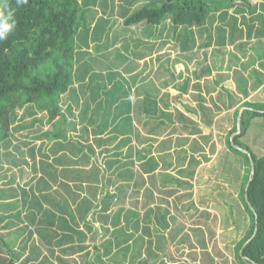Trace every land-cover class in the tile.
<instances>
[{
	"label": "trees",
	"instance_id": "trees-1",
	"mask_svg": "<svg viewBox=\"0 0 264 264\" xmlns=\"http://www.w3.org/2000/svg\"><path fill=\"white\" fill-rule=\"evenodd\" d=\"M97 3L98 0H27L25 4H17L16 0H0V11H4L5 15L8 12L12 13L7 23L13 25L6 38L0 40V160L3 158L8 164L4 168L0 163V178H7L0 186V264H55L53 259L60 264H77L75 260L68 261L59 254L68 249L85 250L82 264H126V262L127 264H176L178 262V258L167 257L165 242L178 234L181 227L171 225L176 217L170 214L167 207L161 206L160 203L151 205L156 190H159L157 185L159 180L156 179L155 172L165 165L163 161V165L160 166L159 159L164 160V154L158 152L154 155L152 148L146 152L131 143L133 139L138 141L140 138L139 133L135 134L136 129H133L131 106L125 104L127 101L121 100L115 106L113 115L121 118L114 125L112 134L106 138L96 135L94 139L95 144L103 145L99 153L104 157L105 168L120 180L113 190L108 186L114 184L115 179L100 171L97 164L93 162L89 169L82 166L91 162L90 158L95 155L93 144L89 145L86 142L88 137L85 134L76 137L68 135L69 127L76 128V123L71 121L75 117L68 115H75L74 107L78 108L76 104L69 102L73 99L78 103L75 97L77 91L74 89L77 78L81 79L88 71V75H91L92 80L94 79L95 86L103 89L106 103L113 99L115 93L122 92L128 82L120 69L115 71V76L110 70L106 74H99L91 69L87 61L88 58L94 60V57L81 50L78 45L79 41H83L88 47L90 40L100 41L108 37L104 33L107 24L102 18L98 20L99 24L96 26L94 24L95 28H89V18L92 17ZM108 3H106L108 7L113 9L112 0ZM4 4L8 5L6 10L3 8ZM128 5L134 6L129 13L127 8L123 13L126 15L122 21L125 28L136 25L133 31L131 30L133 34L132 32L141 30L143 26L146 37V39L138 37L134 39L135 41L131 40V46L134 49L143 46L148 51L155 47V41L165 39L164 31L168 32L172 40L176 38L178 31H183L181 47L186 49L193 39L194 27L204 29L208 35L213 28L216 36L212 37L215 38L218 46H225L226 40L233 43L238 38L239 32L243 34V28L239 26V15L230 13V10L240 14L243 12L242 20L247 19L248 35L253 28L256 14H258L256 17L264 20V0H129ZM257 6L260 7L261 13H255ZM263 31L259 29L261 34ZM118 34L116 32L110 36L117 39ZM100 44L102 43L95 46L96 50L104 47ZM244 46L243 44L240 46L242 52L246 50ZM130 48V45H127L126 51L134 54L136 58H141L145 54L143 50L136 52L133 50L131 53ZM187 58L192 59L191 56ZM117 60L126 61L128 58L124 53H119L112 63L119 65V62L116 63ZM235 60L239 62L238 57H235ZM78 61L81 63L79 66H77ZM251 61L254 62L255 58L252 57ZM171 65L172 63L167 64L163 69L175 79L170 71ZM213 67H221L219 57L212 62V65L206 64L200 67L198 73H194V77L210 75ZM230 68L229 65L228 69ZM253 73L258 85L262 84L263 80L259 78L263 74L255 69ZM97 76H102L104 82H99ZM220 79L221 77L218 76L216 82L219 83ZM236 79L239 83L238 88L246 92V79L239 74L236 75ZM189 82L190 78L187 75L178 86L182 91H186ZM196 86L200 87L199 82H196ZM225 92L228 97L231 96L229 91L225 90ZM66 96L68 104L64 106L61 100ZM197 98H199L197 106L203 118L208 120L205 124L212 125V121L204 111L202 95L198 94ZM164 106L165 109L160 111L151 100L142 105V114L143 112L154 115L159 113L156 116L165 117L169 122L171 117H181L182 120L188 121H183L184 125L182 124L183 129L188 128L187 133L193 134L198 131L195 126L190 127L193 122L182 111L177 108L172 111L169 110L170 105ZM231 106L232 104L229 103L226 109ZM242 106L245 109L241 114L240 131L231 137L237 129L239 106L233 111L234 122L226 137L228 149L237 154L242 162L239 196L249 216L248 228L237 244L235 256L239 264H264V154L258 155L250 145L242 141L248 133L251 120L256 117L264 118V102L244 101ZM26 107L30 109L33 117L39 113L38 119L50 125L42 135L54 141L50 147V151L54 153L51 163L48 161L49 151L46 147L38 148L40 157H35L32 148L29 151L30 159L20 160L16 158L14 150H17V147L11 148L19 143L14 140L15 122L13 123L14 117H11V114L16 108ZM215 107L222 108L220 105ZM184 109L189 112L195 110L189 105H184ZM88 123L93 125V118H90ZM100 123H98L99 127H101ZM19 124L16 126L21 128ZM146 124L150 123L146 122ZM88 125L82 127V132L88 131ZM163 125H165L163 121H158L156 131L154 128L149 129L152 134H159L158 132L161 131L159 127ZM119 134H122V137H119ZM151 140L156 138L152 137ZM233 144L248 151L254 162L253 174L250 173L248 153L239 150ZM169 148H165V143L161 142L156 151L163 152ZM183 152L185 154L179 159L184 162L187 153L185 149ZM188 156V169L186 166L180 167V172L184 175L188 173L192 175L194 163L200 164L202 161L193 157L195 156L193 152ZM204 159L206 156H203ZM137 163L140 169H134ZM38 171L41 173L36 178ZM7 172H9L8 176H6ZM90 179L95 185L84 183ZM165 179L171 181L172 178ZM50 180L58 183L60 188H52ZM66 180L72 182L66 183ZM172 181L176 186L186 184L179 179L173 178ZM25 184L30 185L25 186ZM85 187L90 194L79 196ZM62 190L66 195L61 192ZM166 193L171 194L170 191ZM139 194L145 197L142 202L145 210L141 217L136 211V201L130 205L125 204L128 197L135 198ZM43 200L52 208L45 207ZM72 204L74 205L71 208ZM113 204L116 206L115 209L112 208ZM57 212L60 214L57 215ZM79 222H82L92 235L78 230ZM95 222L99 225V230L96 228L93 230ZM56 224L57 228L54 227ZM4 230L5 232H2ZM190 230H193L196 242L201 245L204 254L201 260L205 259L206 262L204 260L203 262L206 264H217L206 249V238L202 231L197 228ZM99 235L110 236L99 244L93 243L92 251H89L87 249L89 244L83 241L86 238L94 240ZM189 239V235H182L178 244L188 243L191 241ZM76 240L77 242L74 243ZM162 257L166 259L163 260ZM190 257L196 264H201L192 254Z\"/></svg>",
	"mask_w": 264,
	"mask_h": 264
},
{
	"label": "rangeland",
	"instance_id": "rangeland-1",
	"mask_svg": "<svg viewBox=\"0 0 264 264\" xmlns=\"http://www.w3.org/2000/svg\"><path fill=\"white\" fill-rule=\"evenodd\" d=\"M108 1L109 0H106L104 4V0H102V2L101 0H98L97 6L93 9L92 17L89 18L90 29L95 28L94 24L95 26L99 24V19H104V22L107 24L104 31L105 36L108 35L107 39L105 38L101 39L100 41H90L88 47L84 44L85 42H78L81 50L90 53L91 56L94 57V60L88 58L87 61L91 69H94L99 74H106L110 70L114 73L113 76H115L116 66H114L112 61L116 59V54L127 52L126 46L130 45L131 48L129 49V52L133 53V50L135 52L143 50L146 54L144 56L150 57L147 59V61H145V57L136 58L134 55L131 57V54L128 53L130 62L126 63L131 66V70L135 69L137 59L139 60V65H137V67L147 69L149 74L152 75L153 71L159 68V62V64L162 66L160 67L161 73L159 78L170 81L171 77L169 72L163 71V68L167 64L172 63L170 71L175 76L174 83H181V78L184 79V77L187 75H189L190 78L188 86L190 88L188 91L189 97H185L184 100L186 101V99H188L190 101L189 105H192L193 108L197 110L195 113H187L189 116H186V114L185 116L193 118L192 122H195L199 125L198 131L194 133L195 136L185 137L182 135V133L187 134L186 129L188 128L180 130V132L182 131V133H180L182 137L187 138L186 141L188 144L184 145L181 149L177 148V153L174 152L166 154L167 162L171 161V164H175V168L166 167L164 165L161 167V169H158V171L155 172L156 179L159 180L157 183V185H159V190H156L158 200L151 202V205L160 203L161 206L167 207L171 212L170 214H174L176 217V220L171 225H178L181 227V231L178 234H175L174 237L169 238L165 242V252L167 253V257L178 258V262H176V264H196L190 257L192 254L195 256V259L199 261V263L206 264L205 259H203L205 262L201 260V257L204 255L201 251V245L196 242L193 230H190L197 228L199 231H202L204 238H206V249L209 251V253H211L213 260L217 264H239L235 256L236 247L239 240L242 239L246 229L248 228L249 216L243 208L239 196L242 162L237 154L232 153L228 149L226 137L234 122V108L239 106V109L244 108V106L241 107V104L244 101L264 102V55L261 47L259 46L264 45V40H261V37H258L256 40H246V42L242 41L241 44L244 43L246 46V50L243 53L237 47V43L240 42L241 39L240 41L233 43H229L226 40L225 46H218L215 42V38L212 37L216 36V32L213 30V28H211L208 35L204 29L194 27L192 28L193 39L190 41V44L186 49L181 47V43L184 38L183 31H178L176 33V38L173 40L168 35V32L164 31L165 39L161 41H155V47L149 51L143 48V46H139L138 48L134 49L131 46V40L135 41L134 39L138 37L141 39H146L144 36L145 30L142 28L143 26L141 27V30L135 33L132 32L133 34H131V30L133 31L136 25L125 28L122 22L126 16L123 14L126 11V8L129 9V13L134 5H128L129 0H112L113 9H110L108 7V4H110ZM104 5L107 6L105 7ZM231 12L236 13L237 16L239 15V12L230 10V13ZM246 20L247 19H245V21ZM260 25L262 24L260 23ZM116 32L119 33L117 35L118 38L113 39V36L110 35L113 33L115 34ZM208 41H210L209 44L207 43ZM98 43H102L100 45H104V47L96 50L95 46ZM254 44L258 45L257 51H254V49H249L252 48L251 46H254ZM260 51L262 54H260ZM188 56H191L192 59L189 60L187 58ZM217 57L221 59V67H213L212 70L214 73L212 76L203 75L201 78L194 77V73H198L200 67H203L206 64L212 65V62L216 60ZM235 57H239L240 61L237 62ZM252 57L255 58L254 62L251 61ZM79 65H81V63L78 61L77 66ZM229 65L231 67L230 69H228ZM117 68L119 69L118 66ZM124 68L122 69L121 67V70L124 71ZM254 69L263 74V76L259 78V80H263V83L260 85H258L256 76L253 73ZM131 70H126L124 74L127 75V73H130ZM179 71L181 72V75H179ZM85 73L86 74L82 76V80L76 79V84L79 85L78 89L81 93H83L84 88L90 78L88 76L89 72L86 71ZM237 74L240 76L242 75V77L246 79V92H243L238 88L239 83L236 79ZM218 76L221 78L223 77L222 81H226L225 85L227 88L229 87L226 89V91H229L231 94L228 103L225 100V91L219 89L217 86L213 87V80L215 81ZM154 78H156V76ZM98 79L99 81L104 82L102 76H99ZM196 80H198L197 82H199V85H201L200 93L204 97V111L210 119L213 118L212 125H206L203 123L202 119L204 116L201 113L199 114L200 109L195 104L196 100L193 96H195L197 93V90L194 87V82L196 83ZM205 85L209 86L208 92H205V89H203V86ZM129 89L132 88L124 86L122 91L127 93ZM102 92L103 89L100 88L99 94ZM82 98H84V95ZM188 100L187 103H189ZM229 103L232 104V106L229 109H226V105ZM176 104L178 106L175 108L183 111L184 107L179 106L178 103ZM215 105H220L222 108L218 109L215 107ZM172 111H175V109ZM37 114L39 115V113ZM11 117H14L13 123L15 122V126L19 123V125H21V128L13 126V133L16 135L14 140L19 141V143L14 145L12 144L14 147H17V150L14 149L17 155L16 158L19 160L22 158L30 159L29 151L32 148H34V152L36 153H34L35 157H40L38 148L46 147L45 141L47 138L42 134L40 136L30 137V134L43 130L45 123H35V118L33 115H31L30 109L27 107L21 110L20 108H16L15 111L12 112ZM196 117H200V120H198ZM71 129L72 128L69 127V130ZM71 134L74 136V133ZM36 137H38V140L43 141H41L42 144H40V146H38L39 142L36 143ZM70 137H72V135H70ZM87 137L88 139L86 141L89 145H92L93 141H91L92 137H90L89 133ZM83 140H85V138H83ZM242 141L250 145L253 148V151H255L258 155L264 154V118L256 117L251 120V126L248 129V133L242 138ZM46 143L48 146L51 145V142L49 141ZM134 144L137 145L136 143ZM93 146L95 148V155H92L90 158L91 162L89 161L83 165L79 163L74 164L82 165L89 169L94 162L97 164L100 171H103V173L106 175H111L112 178L115 179V183L108 186L109 189L113 190L120 180L115 177L114 174L110 172V170L105 168L104 157L99 153L100 149H102V145L100 146L93 144ZM186 147L192 150L193 154L195 155L193 157L202 160L201 164L194 163V173L192 175L191 173L184 175L180 172L181 168H176V166L180 167L181 164L184 165L185 163L179 158L183 155V149H186ZM2 150L4 151L5 149ZM86 152L88 151L86 150ZM48 154V161L51 163L53 162L54 153L49 151ZM203 156H206V159L203 160ZM0 163L3 164L4 168L8 166V164H6V160L3 158L0 160ZM186 167L188 169V166ZM134 169H140V165L138 163L135 164ZM40 173L41 172L38 171L35 177L37 178ZM8 174L9 172L6 173V176H8ZM31 176H33V174ZM166 177L183 180L186 184L176 186L172 179L171 181L170 179L168 181L165 179ZM6 179V177L0 178V186L5 183ZM162 180H164V182ZM65 182L69 183L72 181L66 180ZM50 183L52 188H60L58 183H55L51 180ZM84 183H93L95 185L94 181L91 179L89 181L86 180ZM29 185L30 184H25V186ZM166 191H170L171 194H167ZM48 192L50 193L51 191ZM61 192L66 195L63 190ZM87 194H90V191L87 189V187H85L79 196L82 197ZM143 199L144 198L142 194H139L135 198L128 197L125 204L130 205L136 201V211L141 217L143 211L145 210V208L142 207ZM43 204L45 207L52 208V206L44 200ZM73 205L74 204L71 205V208ZM114 205L115 204L112 206L113 209L116 208ZM59 214L60 213L57 212V215ZM54 227L57 228V224ZM98 227L99 225L95 222L93 230L95 228L99 230ZM78 230L85 231L88 235H92L82 222H79ZM2 232H5V230ZM185 234L189 235V240L191 241H188V243L193 244V247H191L186 242H184V244H178L180 236ZM109 236L110 235L101 237L99 235L94 240L86 238L83 243L89 244L87 249L92 251L93 243L99 244ZM76 242L77 240L74 243ZM56 252H58V249ZM59 254L68 261L73 259L77 262V264H82L85 250L68 249L67 251L60 252ZM162 259L164 260L166 257H162ZM53 261L55 264H60L54 259Z\"/></svg>",
	"mask_w": 264,
	"mask_h": 264
},
{
	"label": "crops",
	"instance_id": "crops-1",
	"mask_svg": "<svg viewBox=\"0 0 264 264\" xmlns=\"http://www.w3.org/2000/svg\"><path fill=\"white\" fill-rule=\"evenodd\" d=\"M260 11H261L260 7L257 6V9H255V13L256 12L258 13ZM241 13L243 14V12H241ZM255 13H253V14H255ZM242 14L239 13V18H240L239 19V22H240L239 26L243 28V30H242L243 34H242V32H239V34H238L239 36L235 40V42H237V41H240V39H241V41L237 43L238 49H240V46L242 44L245 45L244 43L241 44L242 41L246 42V40L247 41H250L253 39L256 40L258 37H261V40H264V31L262 32V34L259 32V29L264 30L263 29L264 28V20L263 19L261 20L258 17H256L258 15V14H256L255 18L253 19V21H254L253 28L251 30L250 35H248L249 29H248V26L246 24L247 22L242 20ZM260 23L262 25H260ZM227 28L229 29V27H227ZM242 38H244V39H242ZM259 46L261 47L263 55H264V45H259ZM244 47H246V46H244ZM251 47L252 48H249V49H254V51H257L258 45L254 44V46H251ZM262 52L260 51V54H262ZM118 54H116V56ZM124 55L126 56V58H128V60H126V61L117 60L116 63L119 62V65H114V66H116L115 70H119V69L121 70V67L123 69L125 66V70L124 71L121 70V72H123V75L127 78V81H128L127 84H125V86L131 87L132 89H129L127 93H125L124 91L115 93L113 95V99L110 101H107V103H106L104 101L105 100L104 94L103 93L99 94V88H97L95 86L94 79L92 80L91 75H88L90 78L88 80L87 85L84 88L83 93H81L79 91V89H78L79 85H77L76 81H75L74 89L77 91L76 94H77L78 98H77V96H75V97H76V100H78V103H75V100H73V99H71V101H69V102L72 103L73 105L76 104L78 108L76 109L74 107L73 111H74L75 115H72V116L68 115V117H75L71 121L76 123V128L69 130L68 135L69 136L72 135V137H73V134H71V133H74V136H81L83 134H85L87 136L89 133L90 137H92L91 141H93V144H95L94 139L97 137L96 135H100V137H103V138H106L107 136L111 135L113 132L112 130H113L114 125L120 119L119 117H114V115H113L114 110H115V106L121 100L122 101L126 100L127 102L125 104H127L128 106H131L130 115H131L132 121H133V129H136L135 134L137 135V133H139V138H140V140H138V141H136V139H133L131 143H136L137 144L136 146L138 148L146 150V152L149 148H152L154 155H157L158 152L161 154H164L163 155L164 160H162V158H159L161 160L160 166L165 164L166 167L175 168V164L173 165V163H172L170 165L169 162H171V161L167 162L166 154L174 153V152H176L177 148L181 149L184 145L188 144V142L186 141L187 138L182 137V135H184L185 137L195 136L194 133L191 135L189 133L184 134V133H182V131L180 132V130L183 129L182 124L184 122H186L187 120L186 119L182 120L181 117H171V122H169L165 117L156 116V115H159V113L154 115V114H148V113L143 112V114H142L141 107H142V105L149 103L151 100L154 101L155 105H157L159 107L160 111H161V109H165L164 105H170L171 110H174L175 107L178 106L176 103H178L179 106L184 107V105L190 104V101L188 99H186V101L184 100L185 97H189L188 91L190 90V88L188 87L186 91H182V89L178 86V84H180V83H174V79L171 78V80L168 81V80H164L163 78H159V75L161 73V71H160L161 65L159 64V62H158L159 68L155 69L153 71L152 75L149 74V71L147 69L137 67V65H139V60H137L136 58H135L136 59L135 69L131 70V66L128 65V63H126V62H130L128 52L126 54L124 53ZM133 55L134 54H131V57ZM144 55H146V54H144ZM144 55L142 57H145L144 60L147 61V59L150 57L144 56ZM117 66L119 67V69L117 68ZM126 70H129V71L131 70V72L127 73V75H125L124 72H126ZM163 71H165V70L163 69ZM180 73L181 72L179 71V75H181ZM213 73L214 72L212 70V73L210 75L212 76ZM154 75L156 76V78H154L155 77ZM222 78L219 80V83H217L216 80L215 81L213 80V84H214L213 87L217 86L219 89L225 91L229 87L228 88L226 87V85H225L226 81H222ZM78 80H82V78L78 79ZM181 80H183V79L181 78ZM194 84H195L194 87L196 88L197 93L193 97L196 100L195 104L197 106L198 100H199V98H197V95L201 94L200 93L201 85L198 88L196 86L195 82H194ZM111 85H109V86H111ZM82 88H83V86H82ZM203 89H205V92L206 91L208 92L209 86L205 85V86H203ZM224 93H226V92H224ZM83 95H84V98H82ZM64 97H62L61 102H62V104L64 103V106H66L68 104V102H67L68 97L67 96H66V98H64ZM202 98H203V102H204V97L202 96ZM163 100H165V102ZM187 100L189 103H187ZM225 100L228 103L229 97L227 95L225 97ZM189 106L193 107L192 105H189ZM196 110L197 109H195L193 112H189V111H186L185 109H183L182 112L184 114H186V116H189L187 113H195ZM200 113H201V111H199V114ZM67 114L68 113H66V115ZM39 116L40 115L37 114V116L34 117L35 123L36 122H42L40 119H38ZM90 118H93V125H88ZM196 118H198V120H200V117H196ZM189 119L192 120L193 118L189 117ZM212 119H210V120L212 121ZM158 121H163L165 125L159 127L161 130L158 132L159 134H152L149 128H154V130L156 131ZM202 121L204 124L208 122L207 118H203ZM99 122H101L100 123L101 127H99V124H98ZM146 122H149L150 124L147 125ZM44 123H45L44 129L41 131H38L36 133H33L31 136H39V135L45 133L44 131L46 129H49L50 125L47 124V122H44ZM84 125H88L87 126L88 131H86L85 133L82 132V130H83L82 127ZM67 126L69 127V124ZM192 126H195L196 128L199 127V125L196 124L195 122H193V125L192 124L190 125L191 128H192ZM128 127H130V126H128ZM126 130L128 131L129 129H126ZM180 133H182V135ZM119 137H122V134H119ZM152 137L156 138V140H151ZM37 138L38 137H36L37 142L36 141L35 142L36 143L39 142L38 146H40V144H42L43 141L38 140ZM178 139H180V140L178 141ZM47 141L51 142V145H49L50 147H52L54 141H51L50 139H47L45 141L46 149L48 151H50V147L46 143ZM161 142L165 143V148L166 147H170V148L168 150H164L163 152L159 151V150L156 151L157 150L156 148L159 147V144ZM182 143H185V144H182ZM179 144H180V146H179ZM194 145H195V143H194ZM35 146H37V145H35ZM11 148H14V146ZM185 152L187 153V158L184 161L185 162L184 165L183 166L180 165V167H184V166L188 165V162H189L188 154L191 153L192 150H190L188 147H186ZM183 154H185V153L183 152ZM173 157H174V155H173ZM162 162H163V164H162ZM168 165H170V166H168ZM180 167L176 166V168H179V169H180ZM157 196L158 195L155 192L153 201L158 200ZM143 198L145 199L144 196H143Z\"/></svg>",
	"mask_w": 264,
	"mask_h": 264
},
{
	"label": "clouds",
	"instance_id": "clouds-1",
	"mask_svg": "<svg viewBox=\"0 0 264 264\" xmlns=\"http://www.w3.org/2000/svg\"><path fill=\"white\" fill-rule=\"evenodd\" d=\"M17 4H25L27 3V0H16ZM8 7L7 4L3 5V8L6 10ZM12 15L11 12H8L7 15H5L4 11H0V40H3L6 38L8 32L13 27L12 24L7 23L8 18Z\"/></svg>",
	"mask_w": 264,
	"mask_h": 264
},
{
	"label": "water",
	"instance_id": "water-1",
	"mask_svg": "<svg viewBox=\"0 0 264 264\" xmlns=\"http://www.w3.org/2000/svg\"><path fill=\"white\" fill-rule=\"evenodd\" d=\"M244 108H245V107H244ZM244 108L240 109L239 112H238V116H237V120H236V126H237V129H236V132H235L234 134L231 135V137L234 136L236 133H238V132L240 131L239 124H240L241 114H242V111H243ZM233 146L236 147V148H239L241 151H244V152H247V153H248V151H246V150H244V149L238 147L237 145H234V144H233ZM248 155H249V157H250V167H251V171H250V173L253 174V172H254V162H253V159L251 158V156H250L249 153H248ZM250 179H251V178H250ZM250 179H249V180H250ZM246 200H247V198H246ZM250 208L253 209L251 206H250ZM255 230H256V228H255Z\"/></svg>",
	"mask_w": 264,
	"mask_h": 264
}]
</instances>
